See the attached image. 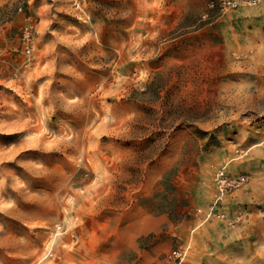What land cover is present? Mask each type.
<instances>
[{
	"label": "rangeland",
	"instance_id": "1",
	"mask_svg": "<svg viewBox=\"0 0 264 264\" xmlns=\"http://www.w3.org/2000/svg\"><path fill=\"white\" fill-rule=\"evenodd\" d=\"M173 248L264 264V0H0V264Z\"/></svg>",
	"mask_w": 264,
	"mask_h": 264
},
{
	"label": "built area",
	"instance_id": "2",
	"mask_svg": "<svg viewBox=\"0 0 264 264\" xmlns=\"http://www.w3.org/2000/svg\"><path fill=\"white\" fill-rule=\"evenodd\" d=\"M246 181V178L241 175L235 177H230L225 173L224 170H219L214 178V182L217 188L216 198L221 199L226 193L233 189L240 188ZM212 206L211 208H213ZM211 214H217L218 216H223V213H215L211 211ZM185 256V251L182 248H173L168 251L160 264H180Z\"/></svg>",
	"mask_w": 264,
	"mask_h": 264
}]
</instances>
